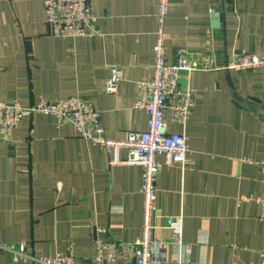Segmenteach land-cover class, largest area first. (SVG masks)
<instances>
[{"label": "crops", "instance_id": "obj_1", "mask_svg": "<svg viewBox=\"0 0 264 264\" xmlns=\"http://www.w3.org/2000/svg\"><path fill=\"white\" fill-rule=\"evenodd\" d=\"M158 2L96 0L97 32L72 39L51 35L43 0H0V100L29 106L80 95L101 111L109 137L145 130L148 115L135 101L137 82L153 74ZM165 47L169 64L186 54L201 69L182 78L195 91L186 126L164 108L169 132L186 133L191 160L167 166L165 155L158 157L155 256L161 264H259L262 207L239 198L264 195V116L237 98L264 107V69L225 67L246 53L264 55V0H171ZM111 66L122 76L115 94L104 91ZM173 102L169 95L167 104ZM110 159L50 114L24 117L11 133L0 130V242L26 243L46 256L69 253L84 264L97 255L98 228L106 241L141 238L142 168ZM180 214L181 248L164 227V216ZM0 264L25 263L0 251Z\"/></svg>", "mask_w": 264, "mask_h": 264}, {"label": "built area", "instance_id": "obj_2", "mask_svg": "<svg viewBox=\"0 0 264 264\" xmlns=\"http://www.w3.org/2000/svg\"><path fill=\"white\" fill-rule=\"evenodd\" d=\"M46 20L55 38L92 37L97 31L92 7L96 0H43ZM171 0L158 2V29L153 47V74L137 82L138 93L135 107L148 115L147 128L143 131L130 130L123 138L114 139L107 135L101 123V111L92 101L75 95L57 99H41L29 106H23L18 99L6 102L0 100V130L11 133L24 117L33 114H50L59 126L72 123L85 140L91 142L111 156V165H139L142 168L140 191L143 195V226L141 238L133 242L106 241L99 234L106 232L98 228L95 238L97 255L84 264H161L155 256L154 217L157 213L158 179L163 164L158 157L165 155V165L179 161L182 166L190 162L189 146L185 132L171 133L164 120V108L169 107L171 117L185 127L192 112L195 91L182 78L189 79L193 72L200 70L198 62L188 55H182L177 62L166 61L165 22L170 11ZM216 9L214 8L213 11ZM229 70L248 71L264 69V55L246 53L225 67ZM122 80L121 71L111 66L110 75L104 84V91L115 94ZM172 95L174 102L167 104ZM122 150L127 156L122 157ZM247 161H252L247 159ZM264 185V160L260 162ZM255 200L262 207L264 221V195L256 198L241 196L239 201ZM164 227L171 231L170 241L184 245V217L164 216ZM0 251L10 254L15 261L25 264H81L69 253L57 252L46 256L29 251L26 243L3 244ZM259 264H264V248L259 252Z\"/></svg>", "mask_w": 264, "mask_h": 264}, {"label": "water", "instance_id": "obj_3", "mask_svg": "<svg viewBox=\"0 0 264 264\" xmlns=\"http://www.w3.org/2000/svg\"><path fill=\"white\" fill-rule=\"evenodd\" d=\"M212 16L216 19V22L218 23L219 18H220V12L215 11V12H213ZM234 96L236 97V94H234ZM237 99L239 100V102L242 105H244V106L248 107L249 109H251L252 111L264 116V107L258 106L252 102H249L245 98H237Z\"/></svg>", "mask_w": 264, "mask_h": 264}]
</instances>
